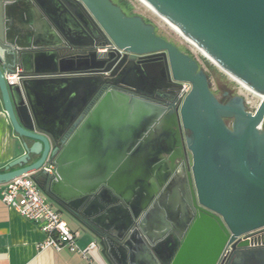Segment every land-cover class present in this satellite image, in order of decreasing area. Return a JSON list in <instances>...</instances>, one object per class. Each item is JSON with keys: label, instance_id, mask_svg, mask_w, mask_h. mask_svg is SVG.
Here are the masks:
<instances>
[{"label": "water", "instance_id": "water-1", "mask_svg": "<svg viewBox=\"0 0 264 264\" xmlns=\"http://www.w3.org/2000/svg\"><path fill=\"white\" fill-rule=\"evenodd\" d=\"M137 1L256 110L239 95L221 102L194 57L113 0H0V95L24 149L0 184L51 161L34 176L47 198L107 231L109 216L71 207L104 195L100 209L121 216L108 243L91 228L109 264H217L230 236L264 228V0ZM110 41L127 53L98 51ZM68 47L86 50L58 54ZM14 68L25 71L7 83ZM178 82L192 85L181 104L154 100ZM233 246L223 264H264V245Z\"/></svg>", "mask_w": 264, "mask_h": 264}, {"label": "crops", "instance_id": "crops-1", "mask_svg": "<svg viewBox=\"0 0 264 264\" xmlns=\"http://www.w3.org/2000/svg\"><path fill=\"white\" fill-rule=\"evenodd\" d=\"M23 152L22 141L13 130L0 95V171ZM3 185L0 184V264H88V259L79 253L46 247L44 232L2 201ZM53 205L75 232L80 248L97 240L89 225L81 223L56 203ZM89 255L94 264H109L100 248L91 250Z\"/></svg>", "mask_w": 264, "mask_h": 264}, {"label": "built area", "instance_id": "built-area-1", "mask_svg": "<svg viewBox=\"0 0 264 264\" xmlns=\"http://www.w3.org/2000/svg\"><path fill=\"white\" fill-rule=\"evenodd\" d=\"M98 51H118L121 55L127 53L124 49L118 48L112 41L108 42L103 48H99ZM5 78L7 83L10 84L16 83L20 79L18 71L7 72ZM178 83L180 85L178 103L181 104L191 91L192 85L190 82ZM53 169L52 162L46 161L39 170L24 173L5 183L1 191V199L9 207L16 209L20 215L34 222L44 232L46 239L43 243L46 247L49 246L56 250L68 249L86 257L88 264H94L89 253L93 249H101L99 241H92L87 247L80 248L77 244L75 232L63 218L61 211L55 208L53 202L47 198L34 179V176L39 175L42 170L52 173L51 170ZM230 237L217 264H223L231 256L234 250L233 244L236 242L247 240L252 247L264 245V228L236 236L233 242H230Z\"/></svg>", "mask_w": 264, "mask_h": 264}, {"label": "rangeland", "instance_id": "rangeland-1", "mask_svg": "<svg viewBox=\"0 0 264 264\" xmlns=\"http://www.w3.org/2000/svg\"><path fill=\"white\" fill-rule=\"evenodd\" d=\"M115 1L120 2L123 5L127 12L126 14L142 16L147 22L152 23L155 26L157 34L178 46L183 52L191 55V57H194L203 70L209 75L210 88L215 95L220 96L224 90H230L233 95H239L245 99V105L249 111L254 112L256 110L260 102L251 99L244 91L242 92V90L237 88L231 78L228 77L227 73L220 69V67H218L210 58L201 53L163 20L156 17L152 12L145 8V6L140 4L137 0ZM262 128L264 129V122Z\"/></svg>", "mask_w": 264, "mask_h": 264}, {"label": "flooded vegetation", "instance_id": "flooded-vegetation-1", "mask_svg": "<svg viewBox=\"0 0 264 264\" xmlns=\"http://www.w3.org/2000/svg\"><path fill=\"white\" fill-rule=\"evenodd\" d=\"M54 42H57V40H55ZM3 53H4V48H2ZM86 48L82 47V48H76V47H68V48H59L58 49V54L60 56H64L65 58L68 57H75L78 56L79 54H82L83 51H85ZM104 52V51H102ZM42 69V68H46L45 66H38L35 68H30V70H35V69ZM10 71L12 72H17L19 74V77L21 78V76L23 75V72L25 70H23V72L21 70H18L16 68L11 69ZM179 86L180 85H173L171 88L167 89L165 92L163 93H159V96L157 98H154V100L156 102H159L161 104H163L164 106L170 107L173 109V105L176 104L178 102V97H179ZM217 96V95H216ZM234 96L232 92L230 90H224L222 95L217 96L218 99L225 103L228 102L229 100H231ZM107 199L106 196L104 195H99V204L92 199L87 206L85 207H81L78 209H75L74 206L71 207V210L75 211L76 214L79 216V218H81L84 221H87L89 218L86 217L85 214L88 213H94L96 211H98V215L102 214L104 217H108L107 219L111 225L110 227L113 228L110 231H107V227L109 228V225L104 223L105 219H102L99 216H93L95 217L93 222L89 223V226L98 234L99 237H101V239H103L105 241V243H108V238L112 237L115 238L113 236L114 232H117V227L118 228H122L123 226V222L121 221V216L118 215V211L114 210V211H110L107 210V208L105 209H100L101 208V202H104ZM117 215V217H116ZM99 241V239H97ZM124 240L121 241V243H123ZM234 252V250H233ZM232 252V253H233Z\"/></svg>", "mask_w": 264, "mask_h": 264}, {"label": "bare ground", "instance_id": "bare-ground-1", "mask_svg": "<svg viewBox=\"0 0 264 264\" xmlns=\"http://www.w3.org/2000/svg\"><path fill=\"white\" fill-rule=\"evenodd\" d=\"M190 44H192L195 48H197L201 53H203L204 55H206L208 58H210L212 60V58L205 53L201 48H199L196 44H194L191 40H187ZM213 61V60H212ZM214 62V61H213ZM215 63V62H214ZM216 64V63H215ZM217 65V64H216ZM219 67V66H218ZM223 70V69H222ZM224 71V70H223ZM225 72V71H224ZM226 73V72H225Z\"/></svg>", "mask_w": 264, "mask_h": 264}, {"label": "trees", "instance_id": "trees-1", "mask_svg": "<svg viewBox=\"0 0 264 264\" xmlns=\"http://www.w3.org/2000/svg\"><path fill=\"white\" fill-rule=\"evenodd\" d=\"M115 3H117L119 6H121V8L125 11V9H124V7H123V5L120 3V2H116L115 0H113ZM125 13H127L126 11H125ZM2 172L4 171V169L3 170H1Z\"/></svg>", "mask_w": 264, "mask_h": 264}]
</instances>
